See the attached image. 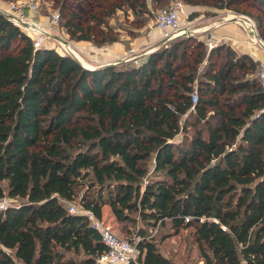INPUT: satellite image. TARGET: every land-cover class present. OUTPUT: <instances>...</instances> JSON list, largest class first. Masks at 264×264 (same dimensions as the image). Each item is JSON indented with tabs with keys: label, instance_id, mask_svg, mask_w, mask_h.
<instances>
[{
	"label": "trees",
	"instance_id": "1",
	"mask_svg": "<svg viewBox=\"0 0 264 264\" xmlns=\"http://www.w3.org/2000/svg\"><path fill=\"white\" fill-rule=\"evenodd\" d=\"M124 7L151 14L148 0L112 2L104 14ZM73 18L63 24L72 39H118ZM258 69L248 52L192 34L138 63L88 68L74 53L34 46L0 10V198L20 199L0 209V264H92L106 246L85 211L101 219L106 205L139 223L127 264H177L145 228L159 225L193 228L203 264H264ZM77 197L82 209L71 212L64 201Z\"/></svg>",
	"mask_w": 264,
	"mask_h": 264
},
{
	"label": "rangeland",
	"instance_id": "2",
	"mask_svg": "<svg viewBox=\"0 0 264 264\" xmlns=\"http://www.w3.org/2000/svg\"><path fill=\"white\" fill-rule=\"evenodd\" d=\"M8 1L9 0H0V5H6ZM116 1L119 0H42L40 5V14L35 13V15L38 16L40 20L41 15L46 18V23L42 22V20L41 22L42 25L47 28L51 36H63L67 39L72 38L66 32L63 24L67 17L71 16L73 18V15H75L73 18L75 23L85 26L88 24L93 25V32L97 37H101L103 35L102 30L107 29L110 30L111 33L115 31L118 36L121 32L125 31L138 35L141 38H150L149 34H151L152 37H154V34H156V36L161 35L162 38L163 33H160L154 25V13L162 8L171 6L173 2L183 1L186 6H189V8L186 10L187 14L182 16L181 21L183 26L189 25V29L187 30V33L181 36L192 34L199 38V28H201L200 22L198 23L197 21H193V18L196 16L195 13L204 12L203 14L208 17L217 18V16L220 15V17H218L220 20H236L248 34V38L258 42L255 37H252L253 31L249 30L237 19L238 16H248L255 24L257 36H259V38L261 37L264 41V6L258 4L255 0H239V2L234 1L230 6L224 7H220V5L215 6L213 4L214 2L210 0H208L209 2L205 0H193L192 3L186 2L185 0H148L151 10L150 15L139 17L131 9L124 7L122 9H118L114 14L107 17L104 14V11L112 2ZM192 7H194L195 10H192ZM214 9L218 11L213 12L212 10ZM54 11L59 14V23L50 25V15L51 12ZM95 17L101 19V23L98 26H96V22L94 21ZM191 21L192 24L190 23ZM251 24H253L252 21ZM138 27L141 29L137 31L135 28ZM30 34L34 36L32 31H30ZM46 43L51 44L56 49L53 39H47ZM143 44V46H140L139 51L131 52L132 55L139 57L150 50V44ZM74 52L75 54H79V52L75 50ZM80 57L83 56L80 55ZM79 60L81 59L79 58ZM178 136H181V133H179ZM85 188L86 186H81L79 188L80 194H82ZM3 198H6L10 204L18 203L20 201L19 198L9 197L8 195L0 199ZM64 202L68 204L67 201ZM71 203L76 208L82 209L79 203V197ZM101 219L106 224L110 225L122 237L127 238L132 242H136L138 222H134L133 220H116L110 207L107 205L103 208V217ZM145 228L149 234L154 236L160 250L170 256L177 264H203L204 261L198 251V246L193 234V228H182L177 233H174V231L165 225H159L154 229L149 226H145Z\"/></svg>",
	"mask_w": 264,
	"mask_h": 264
},
{
	"label": "built area",
	"instance_id": "3",
	"mask_svg": "<svg viewBox=\"0 0 264 264\" xmlns=\"http://www.w3.org/2000/svg\"><path fill=\"white\" fill-rule=\"evenodd\" d=\"M42 0H9L6 5L0 6V10L10 15L15 22L21 25L27 33L32 37L33 44L36 47L44 45L47 39H53L56 50L62 54L74 53V47L70 41L63 36H51L45 26L42 25L40 19H30L26 15V11H32L40 14V5ZM186 15L185 3L183 1H176L167 8H162L154 13V25L163 33L165 39L173 36H180L187 33L189 25H182V16ZM50 25L59 23L58 12H51ZM249 18L248 16H246ZM34 33V36L30 34ZM262 45L264 41L260 40ZM67 43V46L66 44ZM214 43L208 42L209 47ZM54 45V44H53ZM76 51V50H75ZM133 48L129 49L131 53ZM76 55V54H75ZM77 56V55H76ZM134 61L138 63V57L132 54H127L115 63ZM257 77L264 88V68H259ZM197 91L192 92V100H197ZM6 198L0 199V209H4L9 205ZM68 209L71 212L80 211L72 203H68ZM89 214L93 221V225L98 229L101 234V239L106 246V250L96 257L92 264H127L130 260L137 257L139 250L131 240L119 235L110 225L106 224L102 219L96 218L90 211H85Z\"/></svg>",
	"mask_w": 264,
	"mask_h": 264
},
{
	"label": "crops",
	"instance_id": "4",
	"mask_svg": "<svg viewBox=\"0 0 264 264\" xmlns=\"http://www.w3.org/2000/svg\"><path fill=\"white\" fill-rule=\"evenodd\" d=\"M188 8L189 6L185 5V10ZM191 9L195 10L194 7ZM212 11L217 12L218 10L214 9ZM203 13L197 12L195 13L196 16L193 18V21H197L198 23L200 22L201 28H199L198 34L200 39H203L206 43L212 41L214 44L223 41L228 42L237 50L248 52L256 61L259 62V68H264V45H262L261 41L257 42L256 40H250L248 38V34L236 20H220L218 18L220 15L216 18L205 16ZM26 15L30 19H39L34 12L29 10L26 11ZM237 19L249 30L253 31L252 37L262 40L261 37L259 38L254 31V26L251 24L252 20L250 21V18L238 16ZM41 20L44 23L47 22L43 15H41ZM190 23L192 24V21ZM135 29L138 31L141 28L138 27ZM124 32L125 31L121 32L118 39L112 42L95 43L92 40H75L70 38L68 40L73 45L74 49L79 52V54L76 53V55L81 59L80 61H82L85 65L93 67L107 63H115L125 55L132 54L129 52L130 48H133L132 52L139 51L140 46L144 45L143 43H145V45L150 44V48H156L162 41L166 40L164 36L161 38V35L156 36V34H154V37L149 34L150 38H141L131 32ZM64 44L67 46V43ZM147 53L142 56L140 55L138 57V61L143 60ZM80 55L83 57H80Z\"/></svg>",
	"mask_w": 264,
	"mask_h": 264
},
{
	"label": "water",
	"instance_id": "5",
	"mask_svg": "<svg viewBox=\"0 0 264 264\" xmlns=\"http://www.w3.org/2000/svg\"><path fill=\"white\" fill-rule=\"evenodd\" d=\"M80 61V60H79ZM81 62V61H80ZM84 66L88 67V68H93V66H88V65H85L83 62H81ZM107 64H111V63H107ZM105 65V64H103Z\"/></svg>",
	"mask_w": 264,
	"mask_h": 264
},
{
	"label": "bare ground",
	"instance_id": "6",
	"mask_svg": "<svg viewBox=\"0 0 264 264\" xmlns=\"http://www.w3.org/2000/svg\"><path fill=\"white\" fill-rule=\"evenodd\" d=\"M250 20H252V19L250 18ZM252 23H253V25H254V31H255L256 34H257V31H256L255 24H254L253 20H252ZM258 37H259V36H258ZM257 39H258V38H257ZM258 41H260V40L258 39Z\"/></svg>",
	"mask_w": 264,
	"mask_h": 264
}]
</instances>
